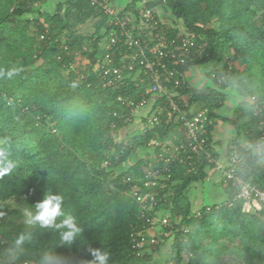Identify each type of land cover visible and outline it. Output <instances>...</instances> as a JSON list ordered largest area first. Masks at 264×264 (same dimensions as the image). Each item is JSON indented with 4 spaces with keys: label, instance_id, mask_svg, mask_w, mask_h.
<instances>
[{
    "label": "trees",
    "instance_id": "16d2710c",
    "mask_svg": "<svg viewBox=\"0 0 264 264\" xmlns=\"http://www.w3.org/2000/svg\"><path fill=\"white\" fill-rule=\"evenodd\" d=\"M45 1L0 0V148H6L15 163L11 172L0 176V264H43L49 256L58 257L61 264H87L92 259L90 249L95 248L109 251L110 264H226L220 255L229 249L222 239L238 242L230 252L243 264H264V204L243 212L244 201L236 198L229 184L221 185L229 198L226 202L196 208L189 202V190L194 185L203 187L213 167L204 156L195 161V172L185 163L175 166L172 172L176 185L171 187L170 215L178 222L170 247L174 256L166 251L160 256L164 261H154L151 254L142 258L132 254L129 235L142 229V222L131 199L123 194L127 188L122 183L126 176L135 177L137 172L126 169L114 177L115 191H109V179L136 148L146 147L153 139L176 135L175 127L155 128L128 144L127 134L135 131L136 124L131 110L117 101L118 96L135 103L152 102L146 92L150 84L133 80L138 73L135 66L132 71H124L125 85L120 90L104 89L92 69L98 43L112 29L99 5L138 21V0L123 11L110 0H98L99 5L88 0H57L50 15L42 11L43 6L36 11L31 8L34 2L42 5ZM158 1L169 14L165 22L156 13L157 24L167 40L177 43L195 35L206 44L202 55L184 60L177 67L179 87L174 92L179 97L189 96L199 109L208 108L211 120L225 102L227 89L239 95L241 102L233 118L224 120L237 132L228 161L239 157V177L264 190V147L258 154L247 150L259 137L255 107H264V0ZM31 15L36 17L29 19ZM89 19H96L94 32L75 36L72 28ZM211 22L212 27L207 28ZM52 49L57 54L43 61ZM112 54V65L120 66L125 49L113 50ZM77 59H85L83 68L74 67ZM210 62L222 67L221 71L208 72L213 87L194 90L185 82L184 71ZM235 64L243 66V71H237ZM251 97L254 105L249 102ZM164 101L159 100L156 106ZM178 104L184 105L180 99ZM211 130L208 126L205 148L217 161ZM122 132L126 137L117 142L116 134ZM103 163L108 164V171L101 169ZM48 193L64 197L65 211L77 217L81 236L69 247L61 245L57 234L35 230L29 243L15 247L12 239L22 226L14 233L6 229L11 225L7 202L14 200L28 210ZM195 213L200 215L194 217ZM204 235L210 241L206 246L201 245ZM54 241L59 242L57 248ZM188 253L193 256L189 261L184 257Z\"/></svg>",
    "mask_w": 264,
    "mask_h": 264
},
{
    "label": "built area",
    "instance_id": "2783aa9c",
    "mask_svg": "<svg viewBox=\"0 0 264 264\" xmlns=\"http://www.w3.org/2000/svg\"><path fill=\"white\" fill-rule=\"evenodd\" d=\"M88 1L92 5H99L98 0ZM43 5L34 2L31 8L36 11ZM99 6L108 17L107 25L112 28L98 43L99 51L92 69L93 73L98 75L102 88L120 90L125 85L124 71H132L133 67H138V73L133 80H137L139 84L146 82L150 84L146 92L152 96L153 101L148 103L143 100L135 103L121 95L117 99L131 110L132 120L137 125L135 132L138 130L143 136L147 131L165 125L175 127L176 135L172 133L165 140L157 138L149 141L146 147L137 149L140 151V157L133 164L121 165V168L124 166L127 169L135 167L138 176V178L126 176L122 183L127 188L123 194L131 199L137 209L138 220L142 222V229H135L129 235L130 251L137 258L151 254L154 261L155 259L164 261L165 258L160 259L163 246L168 243L164 239L173 237L178 231L176 227L178 222L176 219L172 221L171 205L167 204L172 196L171 187L176 185L172 180L175 166L185 163L189 170L195 172V161L204 156L213 164L206 183L213 182L216 176L215 181L220 185L229 184L236 191V198L244 201L243 212L249 208L258 209L264 204V190L239 177L238 168L241 167L239 157H231L225 168L222 162L213 161L206 152L208 141L206 130L211 124L208 108L190 113L185 110V104L182 106L178 104L179 96L174 92L179 87L176 78L177 67L184 60L203 54L206 47L203 39L191 35L177 43L167 40L164 30L157 24V12L153 8L141 9L139 20L134 21L126 16H118L111 7ZM43 38L44 35H41L40 40ZM56 42L57 40L54 43ZM151 45L153 46L149 48ZM119 49H125V54L120 59V66H115L112 65V52ZM83 50L86 51V48ZM141 75L144 79H140ZM163 99H165L163 105L156 106V102ZM249 102L254 105L255 99L251 97ZM263 110L264 107H255L253 115L258 118L259 137L254 144L247 146V150H253L256 154L264 147V119L261 116ZM172 140L177 143L173 144ZM138 163L140 164L137 165ZM101 169L108 171V164L103 163ZM122 171L117 169L115 175L110 177L109 191H115L113 178ZM205 209L207 212L210 210L209 207ZM199 215L200 213H195L194 217ZM188 256L190 259L193 258L190 253ZM163 264L169 263L164 261Z\"/></svg>",
    "mask_w": 264,
    "mask_h": 264
},
{
    "label": "crops",
    "instance_id": "0c3cea01",
    "mask_svg": "<svg viewBox=\"0 0 264 264\" xmlns=\"http://www.w3.org/2000/svg\"><path fill=\"white\" fill-rule=\"evenodd\" d=\"M132 1L133 0H110L111 4H113L115 8L120 11L126 9ZM135 8L137 10L153 8L156 10L161 20L166 22L169 19L168 12L164 8H162V5L159 4L158 0H138L136 2ZM206 65L210 67L208 70H205L203 66H200L188 68L184 71L185 82L194 90H202L213 87L212 81L208 77V72L212 69L219 70V65L213 62H210ZM225 95L226 100L219 109L215 110L216 118L211 120L210 127L212 128L211 139L213 147L218 154V160L222 162L226 168L229 155V147L232 143V140L236 137L237 132L224 120H231L233 118L234 112L241 102V98L233 89H227L225 91ZM179 99L188 107V111L190 113L195 112L199 109L198 105L190 102L189 96H180ZM215 180L216 176L214 177L213 182L206 183L203 185V187H200V190L205 192L204 195H201L199 193V189L195 190L191 188L189 190L187 196L192 207L196 208L201 205H213L220 201H228V195L223 191L220 184ZM207 200L209 201L207 202ZM198 203H200L199 206Z\"/></svg>",
    "mask_w": 264,
    "mask_h": 264
},
{
    "label": "clouds",
    "instance_id": "9594fccd",
    "mask_svg": "<svg viewBox=\"0 0 264 264\" xmlns=\"http://www.w3.org/2000/svg\"><path fill=\"white\" fill-rule=\"evenodd\" d=\"M10 76L12 72L8 73ZM15 167L13 160L9 159L6 148H0V176L11 172ZM77 217L65 211L64 197L48 193L44 198L31 206L24 214L23 230L16 233L12 243L17 248H22L33 238V230L52 232L58 235L63 246H71L82 234ZM92 259L87 264H110V253L106 249H90ZM43 264H61L58 257H45Z\"/></svg>",
    "mask_w": 264,
    "mask_h": 264
},
{
    "label": "rangeland",
    "instance_id": "374dc122",
    "mask_svg": "<svg viewBox=\"0 0 264 264\" xmlns=\"http://www.w3.org/2000/svg\"><path fill=\"white\" fill-rule=\"evenodd\" d=\"M57 0H46L44 5H43V8H42V11L48 15L52 14L55 10V7H56V4H57ZM36 17V15H31L29 17V19H34ZM96 23V19H89L87 20L84 24L82 25H77L76 27H73L72 28V32L74 33L75 36H90L93 32H94V25ZM212 24L213 22L211 23H207V28H210L212 27ZM87 44L86 47H88V49H91L90 48V44L88 43H85ZM57 54V50L56 49H52L50 50L49 52H47L44 56H43V61H48L50 58L54 57L55 55ZM84 60H80V59H77L75 64H74V67H77V68H83L85 66V63H83ZM40 64V62H39ZM219 65V64H218ZM204 69L208 70L210 67L208 65H205L203 66ZM235 69L237 71H240L242 72L243 71V66L239 65V64H235ZM219 70L217 71H221L222 70V67L219 65L218 67ZM212 70H215V69H212ZM210 70V71H212ZM209 71V72H210ZM138 116H141V115H138ZM264 119V113L261 115ZM50 125V124H49ZM126 135L124 132L122 133H118L116 134V141H120L121 139L125 138ZM142 136L139 134L138 130L135 132H130L129 135L127 134V142L128 144H131L133 142H137ZM138 148H136V151L134 150V154L133 156L130 157V159L128 160L127 162V165H129L130 163L133 164L139 157H140V151L137 150ZM112 152H109V155H111ZM135 170L136 168L133 167ZM133 168H129V170H132ZM127 168H125L124 166L121 168L119 167V170H126ZM136 178H138V176H135ZM221 186V185H220ZM200 187L199 185H194L192 186L193 189L195 190H198L199 189V193L201 195H204L205 192L201 191L200 190ZM201 191V192H200ZM202 197V196H201ZM215 198V197H214ZM209 200H207L208 202ZM215 201V200H214ZM203 202V201H201ZM222 203L221 201L220 202H217L215 205L217 204H220ZM167 204L171 205V198L167 201ZM200 203H198V206H199ZM6 209L7 211L9 212V219L11 221V225L7 226L6 229L8 231H10L11 233H14L15 231V228L18 227V226H22V230L24 228V225H23V219H24V214L25 212L27 211L26 208L22 207L18 202L14 201V200H9L7 202V205H6ZM175 219H172V221H174ZM186 233V232H184ZM33 236H35V230H33ZM168 243H165L164 246H163V249H162V252H170V247H171V244L173 243V237L171 238H168ZM183 241H186V239L184 238ZM221 242L224 244V246H226L229 250H227L226 252H223L221 255H220V260L226 264H243L242 261L240 259H238L234 254H231L230 252V249L234 246V245H238V242H231V241H226L225 239H222ZM208 243H210L209 241V236L208 235H204L202 241H201V245L203 246H206ZM55 246L54 248H57L59 246V242L57 241H54L53 243ZM216 248V247H215ZM53 250H51V252H53ZM171 257L174 256V252L172 251L171 253ZM189 254V253H188ZM187 255H184L185 259L187 261H189V256ZM193 259V258H192Z\"/></svg>",
    "mask_w": 264,
    "mask_h": 264
}]
</instances>
